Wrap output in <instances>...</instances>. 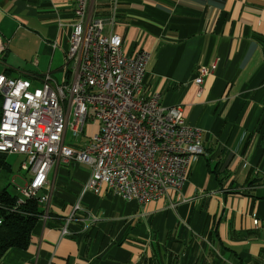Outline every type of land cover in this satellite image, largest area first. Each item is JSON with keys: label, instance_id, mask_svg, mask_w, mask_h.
<instances>
[{"label": "crops", "instance_id": "crops-1", "mask_svg": "<svg viewBox=\"0 0 264 264\" xmlns=\"http://www.w3.org/2000/svg\"><path fill=\"white\" fill-rule=\"evenodd\" d=\"M75 8L0 0V35L10 42L0 67L33 87L47 73L73 82ZM96 19L106 36L122 37L127 57L150 55L145 98L158 93L163 106L180 107L202 130L205 155L179 194L145 205L85 191L87 175L55 165L30 247L0 264H264V0H88L85 22ZM202 65L216 70L199 86ZM97 129L89 123L67 143L81 146Z\"/></svg>", "mask_w": 264, "mask_h": 264}, {"label": "built area", "instance_id": "built-area-1", "mask_svg": "<svg viewBox=\"0 0 264 264\" xmlns=\"http://www.w3.org/2000/svg\"><path fill=\"white\" fill-rule=\"evenodd\" d=\"M61 1L76 3L67 53L76 66L73 82L60 85L47 73L33 87L29 79L0 76V153L24 156L21 171L28 176L18 205L49 201L55 165L77 167L89 178L85 191L97 195L106 190L145 205L179 194L205 155L202 130L186 123L180 107L163 106L160 94L145 98L148 53L127 57L122 37L104 34L103 19L86 24L88 0ZM9 51L0 35V61ZM215 70L200 66L195 83ZM89 123L98 129L88 141L67 143L83 137ZM80 210L77 205L75 212Z\"/></svg>", "mask_w": 264, "mask_h": 264}, {"label": "trees", "instance_id": "trees-1", "mask_svg": "<svg viewBox=\"0 0 264 264\" xmlns=\"http://www.w3.org/2000/svg\"><path fill=\"white\" fill-rule=\"evenodd\" d=\"M0 76L9 79L25 78L11 77L8 71L1 67ZM9 156L10 154L0 153V175L12 173V167L8 162ZM22 174V181L25 184L28 176L23 172ZM20 199L21 194L15 195L10 185L0 188V260L12 249L27 250L30 247L33 231L44 214L39 199L25 200L24 204L18 205Z\"/></svg>", "mask_w": 264, "mask_h": 264}, {"label": "rangeland", "instance_id": "rangeland-1", "mask_svg": "<svg viewBox=\"0 0 264 264\" xmlns=\"http://www.w3.org/2000/svg\"><path fill=\"white\" fill-rule=\"evenodd\" d=\"M70 68H72V66H70ZM24 161V156L10 155L8 157V162L12 167V173L10 175L4 173L0 175V188L6 185H10L13 193L20 196L18 189L24 187V183L22 181L23 174L21 171V165Z\"/></svg>", "mask_w": 264, "mask_h": 264}]
</instances>
